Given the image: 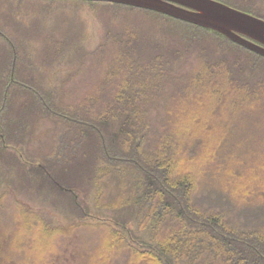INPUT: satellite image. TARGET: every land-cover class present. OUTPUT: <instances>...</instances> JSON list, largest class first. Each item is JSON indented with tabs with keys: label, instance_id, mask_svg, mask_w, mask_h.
Masks as SVG:
<instances>
[{
	"label": "trees",
	"instance_id": "obj_1",
	"mask_svg": "<svg viewBox=\"0 0 264 264\" xmlns=\"http://www.w3.org/2000/svg\"><path fill=\"white\" fill-rule=\"evenodd\" d=\"M45 1L46 22L61 2L88 3L110 24L133 11L150 22L106 26L96 50L72 53L67 63L80 66L68 79L48 81L40 65L58 63L60 46L33 52L23 29L44 21V7L0 0V174L23 169L78 219L106 220L92 264H264V55L151 9ZM219 1L264 18V0ZM75 73L90 86L70 84ZM44 120L51 128L30 162L26 142ZM22 218L48 238L80 231ZM54 244L43 246L47 264L64 251L50 252Z\"/></svg>",
	"mask_w": 264,
	"mask_h": 264
},
{
	"label": "rangeland",
	"instance_id": "obj_2",
	"mask_svg": "<svg viewBox=\"0 0 264 264\" xmlns=\"http://www.w3.org/2000/svg\"><path fill=\"white\" fill-rule=\"evenodd\" d=\"M19 2L23 4L34 2L37 7L48 5L45 0H14V3ZM52 6L53 9L49 11V16H55L54 21L51 19H48L47 22L45 21L48 14L44 7L37 10L39 14H43L44 21L39 19L37 25L29 24L23 28L32 35L33 47L31 51L33 52L41 51L46 46H51L46 48L47 51H50V48L53 50L55 45L60 46L59 50L64 56L59 58L58 63L53 65L54 62H43L40 65L41 73L44 74L45 80L48 78V81L54 80L53 77L55 76L59 78L58 81L68 79V76L73 72H69L67 69L80 66L78 60L74 61L73 65L67 63L71 61L70 56L72 53H88L96 50L104 41L106 26H133L135 23L147 25L150 22L146 16L133 11L121 16L119 23H115L114 19H112L110 24L104 21L95 7L83 2H61ZM17 14L18 17L22 15L21 11ZM154 30L153 28L152 32ZM43 32H51L49 42L46 41ZM154 32L157 34L156 31ZM45 53L47 54V52ZM45 65L49 67L45 68ZM90 72L93 78L95 71L91 70ZM77 73L74 74V81H71L70 84L74 82L84 86V77H86V83L90 86L91 83L88 82L89 75ZM51 124L52 122L49 120L37 123L34 128V135L29 142H26V151H24L28 153V157L31 159L30 162H34L32 159L38 158L34 157L36 153L44 149L45 132L48 128H51ZM18 170L22 171L23 174L19 175L16 170L0 174V178L2 177L0 194L4 190L9 191L7 198L2 201L7 208L0 209V264H47L44 259L45 250L43 246H46L48 242L55 243L50 252L64 249L60 254L57 252L53 254V260L51 259L52 261L49 264L94 263L96 261L94 251L96 247L102 248L105 245L101 233L108 226L99 222L106 220L86 218L85 221H82L78 219L68 205V200L59 191H54L48 183L41 184L32 177V174L26 173L23 169ZM19 180L22 184L19 183ZM73 187L76 191H79L77 184ZM79 192L82 194V191ZM92 197V194L88 196L89 199H92ZM10 202L12 205L8 206ZM24 211L35 212L41 217L49 219L52 227L67 226L69 224L78 227L79 225L80 231L72 232V236L66 239H63L61 235L48 238L45 227L41 222L31 224L22 220ZM108 222H111V228H122V226L115 225L112 221ZM49 255L52 254L49 253Z\"/></svg>",
	"mask_w": 264,
	"mask_h": 264
},
{
	"label": "water",
	"instance_id": "obj_3",
	"mask_svg": "<svg viewBox=\"0 0 264 264\" xmlns=\"http://www.w3.org/2000/svg\"><path fill=\"white\" fill-rule=\"evenodd\" d=\"M155 10L212 30L264 55V18L219 0H92Z\"/></svg>",
	"mask_w": 264,
	"mask_h": 264
}]
</instances>
